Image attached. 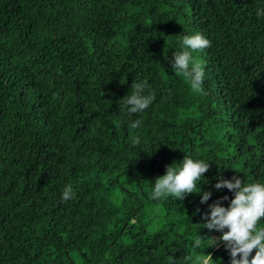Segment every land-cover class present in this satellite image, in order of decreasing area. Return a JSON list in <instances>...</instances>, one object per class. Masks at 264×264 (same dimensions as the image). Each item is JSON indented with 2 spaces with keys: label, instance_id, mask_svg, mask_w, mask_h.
Instances as JSON below:
<instances>
[{
  "label": "trees",
  "instance_id": "obj_1",
  "mask_svg": "<svg viewBox=\"0 0 264 264\" xmlns=\"http://www.w3.org/2000/svg\"><path fill=\"white\" fill-rule=\"evenodd\" d=\"M260 8L264 0H0V264H200L204 252L230 264L223 244L197 245V230L221 235L201 225L210 204L232 198L215 189L218 177L264 184ZM196 32L211 41L192 51L205 71L198 93L171 66ZM133 81L155 99L130 115L121 99ZM185 155L210 163L201 192L152 199L165 165ZM66 185L75 195L64 202Z\"/></svg>",
  "mask_w": 264,
  "mask_h": 264
},
{
  "label": "clouds",
  "instance_id": "obj_2",
  "mask_svg": "<svg viewBox=\"0 0 264 264\" xmlns=\"http://www.w3.org/2000/svg\"><path fill=\"white\" fill-rule=\"evenodd\" d=\"M256 14L258 17H264V8L257 9ZM210 46L211 41L200 32H196L193 35H183L181 50L174 51L172 54V70L190 77L193 92L201 91L205 71L204 66L193 61L192 51L203 50ZM165 58L167 59V56ZM190 62H192L191 67ZM148 87L147 81H133L131 95L127 94L121 99L127 106L130 115L148 109L154 101V95L144 94ZM141 124L142 121L137 119L130 124V127L135 129ZM139 143V137L132 138L134 146ZM175 164L176 162L165 165L166 173L155 179L152 199L160 200L170 194L183 201L187 195L201 192L197 182H200L203 174L209 171L210 163L194 160L185 155L179 162V167H176ZM217 179L218 182L214 185L215 189L217 191L228 189L232 193V198L224 195L210 204L208 206L210 211L205 212L201 217L205 221L201 225L209 232L215 230L221 235L201 236L198 234L197 245L206 249L219 247L220 244H223L230 255V264H264V228H257L258 222L264 218V184L245 183L242 178L236 175H233L231 179H225L222 176ZM74 195L72 186L66 185L61 200L69 201ZM211 195L210 191H204L201 196V204L206 203ZM223 201H229L227 207L223 206ZM199 211L197 209V212ZM254 250L255 254L252 255ZM199 261L200 264H216L211 253L204 252L199 257Z\"/></svg>",
  "mask_w": 264,
  "mask_h": 264
},
{
  "label": "rangeland",
  "instance_id": "obj_3",
  "mask_svg": "<svg viewBox=\"0 0 264 264\" xmlns=\"http://www.w3.org/2000/svg\"><path fill=\"white\" fill-rule=\"evenodd\" d=\"M197 232H198L200 235H203V233H202L201 231H198V230H197Z\"/></svg>",
  "mask_w": 264,
  "mask_h": 264
}]
</instances>
